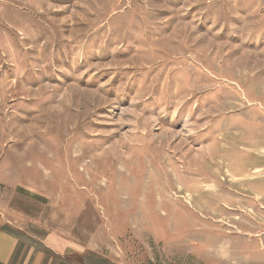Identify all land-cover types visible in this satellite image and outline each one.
<instances>
[{"label":"rangeland","instance_id":"1","mask_svg":"<svg viewBox=\"0 0 264 264\" xmlns=\"http://www.w3.org/2000/svg\"><path fill=\"white\" fill-rule=\"evenodd\" d=\"M1 160L115 264H264V0H0Z\"/></svg>","mask_w":264,"mask_h":264},{"label":"crops","instance_id":"2","mask_svg":"<svg viewBox=\"0 0 264 264\" xmlns=\"http://www.w3.org/2000/svg\"><path fill=\"white\" fill-rule=\"evenodd\" d=\"M17 187L12 175H0V264H115L101 248L64 238L35 221L16 204Z\"/></svg>","mask_w":264,"mask_h":264}]
</instances>
